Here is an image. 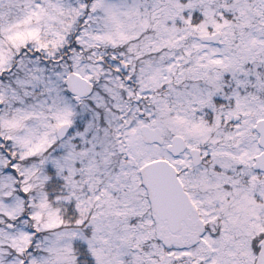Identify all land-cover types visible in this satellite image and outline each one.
Listing matches in <instances>:
<instances>
[{"label":"snow or ice","instance_id":"1","mask_svg":"<svg viewBox=\"0 0 264 264\" xmlns=\"http://www.w3.org/2000/svg\"><path fill=\"white\" fill-rule=\"evenodd\" d=\"M0 264H264V0H0Z\"/></svg>","mask_w":264,"mask_h":264}]
</instances>
